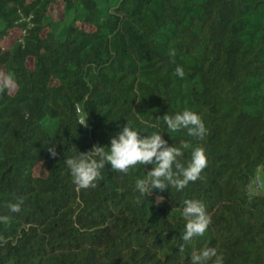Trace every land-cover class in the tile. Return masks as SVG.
<instances>
[{
    "label": "trees",
    "instance_id": "1",
    "mask_svg": "<svg viewBox=\"0 0 264 264\" xmlns=\"http://www.w3.org/2000/svg\"><path fill=\"white\" fill-rule=\"evenodd\" d=\"M0 73L16 81L0 92V264H190L204 247L264 264V0H0ZM184 109L203 140L167 132L163 116ZM129 122L203 147L200 178L141 195L152 165L107 164L78 191L65 160L107 150ZM186 199L211 224L181 252Z\"/></svg>",
    "mask_w": 264,
    "mask_h": 264
},
{
    "label": "clouds",
    "instance_id": "2",
    "mask_svg": "<svg viewBox=\"0 0 264 264\" xmlns=\"http://www.w3.org/2000/svg\"><path fill=\"white\" fill-rule=\"evenodd\" d=\"M175 56V50L170 52ZM176 76L183 78L185 73L182 67L175 69ZM16 87V81L11 74L0 73V92L5 89L11 90ZM138 103L140 101H137ZM78 116V124L87 128L89 113L81 109L80 104L75 106ZM163 120L167 125V132L176 133L186 130L187 135L198 140H203L207 135V128L201 116L195 111L184 109L175 115L166 114ZM155 128V125H152ZM163 131H153L147 137L141 135L130 124L125 126L117 137L111 139V146L105 147L95 145L88 152H80L79 155L65 160L70 170L72 182L77 190L95 188L96 181L103 179L101 171L107 164L111 170L127 174L130 169L137 165H152L147 177L136 181V189L141 195H152L154 189L164 191L169 187L178 191L185 189L190 182L200 178L201 172L207 167V156L205 149L201 146L192 147L191 143L182 140L180 146H169L168 141L163 138ZM191 149L190 159L185 163L182 161L184 150ZM48 151L55 158L58 153L55 147H49ZM160 196L155 203L163 202ZM181 210V216L185 220V229L181 237L183 244L179 250L184 251L193 238L203 237L211 224V216L206 211L205 204L200 200L186 199ZM23 200L11 203L8 208L11 212L21 211ZM9 217L0 216V222L8 223ZM190 264H224V258L215 247H204L199 251H192Z\"/></svg>",
    "mask_w": 264,
    "mask_h": 264
},
{
    "label": "built area",
    "instance_id": "3",
    "mask_svg": "<svg viewBox=\"0 0 264 264\" xmlns=\"http://www.w3.org/2000/svg\"><path fill=\"white\" fill-rule=\"evenodd\" d=\"M259 186H261V184L259 183Z\"/></svg>",
    "mask_w": 264,
    "mask_h": 264
}]
</instances>
